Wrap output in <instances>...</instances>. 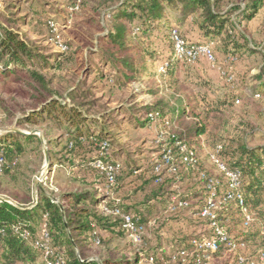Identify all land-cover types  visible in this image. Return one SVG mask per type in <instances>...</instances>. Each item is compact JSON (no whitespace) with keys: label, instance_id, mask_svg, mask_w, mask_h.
I'll use <instances>...</instances> for the list:
<instances>
[{"label":"trees","instance_id":"trees-1","mask_svg":"<svg viewBox=\"0 0 264 264\" xmlns=\"http://www.w3.org/2000/svg\"><path fill=\"white\" fill-rule=\"evenodd\" d=\"M0 2V127L13 128L0 133L4 156L0 175L15 180L27 152L43 160V141L35 129L45 141L50 174L41 188L33 183L37 169L22 175V190L0 181V264H45L42 249L33 245L43 229L49 232V245L63 256L64 264H183L185 256L173 260L172 254L184 249L188 264H245L239 261L240 255L264 264V258L260 260L264 256V130L256 136L257 126H251L246 132L249 139L230 157H224L223 145L212 152L228 169L239 173L240 191L254 215L245 225L237 200L226 198L227 179L211 161L212 153L208 165L200 157L208 125L196 103L181 96L171 102L158 88L146 90L151 97L148 103L137 101L135 94L105 98L108 91L124 90L141 80L147 74L148 60L162 55L168 63L166 74L178 83L180 59H172L174 48L169 38L176 25L188 46L214 44L231 59L260 54L263 63L252 75V89L264 97V41L257 44L259 48L251 45L240 27L242 20L258 13L263 0ZM74 14L80 17L73 24L77 41L64 40L66 50L51 51L46 45L53 35L49 21L66 24ZM158 42L161 46L154 48ZM73 55H78L79 61L62 76L63 65ZM243 97L240 86L232 84L215 102L232 106ZM111 103L114 105L109 106ZM157 118L164 131L174 136L164 134L149 156H133L126 146L123 124L145 127ZM175 142L193 149L197 161L185 162ZM165 147L173 154L175 170L171 172L156 170ZM139 151L137 148L134 155ZM98 159L118 165L110 188L103 172L92 166ZM59 169L73 180V188L53 190L57 181L50 172ZM210 178L218 181L216 219L235 247L229 249L221 243L206 258L191 253L190 242L212 231L209 218L200 215ZM174 194L177 199L172 201ZM159 197L162 211L165 209L160 215L153 206ZM103 199L108 207H119L143 223L150 237L143 235L139 244L134 243L121 216L100 208ZM123 199L133 202L127 205ZM182 218L187 222L178 228L181 234L174 232L172 238H165L163 231H170L168 225ZM17 224L28 230V238L14 230ZM123 240L126 244L121 245ZM162 241L171 244L170 252Z\"/></svg>","mask_w":264,"mask_h":264},{"label":"rangeland","instance_id":"rangeland-1","mask_svg":"<svg viewBox=\"0 0 264 264\" xmlns=\"http://www.w3.org/2000/svg\"><path fill=\"white\" fill-rule=\"evenodd\" d=\"M241 6H243V3H241ZM262 8L254 17L242 20L240 23V27H242L241 34L250 39L251 45L256 47L258 46L257 44H262L264 41V0ZM78 20H80V17L74 14L66 24L59 21L57 30L63 40L77 41L73 24ZM175 28L178 29V25ZM25 30L28 29L25 28ZM29 36L31 38L34 37L32 34H29ZM46 45L51 51H59L55 43L50 40L47 41ZM154 46V48L160 47L161 43L158 42ZM210 48L214 54L213 61L200 56L194 63L189 62L186 65L183 59H180L177 72L178 83L172 82L166 72L162 74L158 72L159 66L166 61L164 59L165 55H162L159 58L148 60L149 68L147 74L141 80L131 82L124 90L117 88L113 92L108 91L105 96V98H119L128 94H135L137 95V101L144 100L148 103L151 97L146 90L148 88H158L159 94L165 98H169L171 102H174L175 98L181 96L185 100H191L192 104L196 103L197 112H199L200 117L208 125V133L200 143V146L203 148V151L200 152V157L207 165L209 153H212L217 145H223L225 151L224 157L227 158L231 154L239 153L240 144L249 139V136L246 137V132L251 129V126H257L254 130L256 136L260 135L264 130V97L259 93H255L252 89L254 85L252 75L259 72L260 65L263 63L262 56L260 54H252L238 59H231L226 58L224 54L216 49L214 44H210ZM172 59L179 60L174 55V52ZM78 61V55L69 57V60L62 67V76H65L70 69H74ZM231 78L233 79V83H230ZM232 84L240 86L244 97L236 99L232 106L227 104L225 106H218L215 101L222 98L225 90ZM113 105L114 103H111L109 106ZM1 117L2 114L0 113V119ZM123 127L126 128L127 132V137L125 138L127 149L133 152V156H149L152 152L151 150L156 148L157 140H160L164 135V128L160 118L153 120L145 127L131 128L127 123H124ZM33 132L38 134L42 139L43 151H46L47 154L41 131L35 129ZM137 148H140L141 151L138 152L139 154L134 155ZM32 169H37L33 174L34 186L41 188L50 175L48 173V159L45 157L43 160L39 159L32 152H27L24 158L20 160L18 175L15 180L0 175V181L11 189L22 190L24 186L22 175L32 173ZM39 173L40 175L38 176ZM50 173L53 179L57 181V184L52 187L54 191H57L58 188L59 190L73 188V180L67 177L64 169L51 171ZM252 216L254 218V215ZM179 227L180 225L176 224L175 226H169L171 232L175 230V234L180 235L181 232L178 231ZM209 234L210 232L207 235ZM120 244L124 245L126 243L123 240ZM164 246L168 250L172 249L169 242H165Z\"/></svg>","mask_w":264,"mask_h":264},{"label":"built area","instance_id":"built-area-1","mask_svg":"<svg viewBox=\"0 0 264 264\" xmlns=\"http://www.w3.org/2000/svg\"><path fill=\"white\" fill-rule=\"evenodd\" d=\"M49 27L53 35L49 38L50 41L54 42L56 48L60 51H64L67 49V45L64 42L63 38L60 36L59 31L57 30V24L49 21ZM170 39L173 43L174 55L179 59H186L190 63H194L197 58L200 56H204L207 59L213 61L214 54L208 44H196L188 46L186 41L181 37L177 28H173L170 33ZM168 63L165 61L158 68L159 73H165ZM164 134L169 136H174L172 133L168 131H164ZM183 153V160L187 163H195L197 161V157L193 149L187 147L185 144L181 142H175ZM219 149V146H218ZM211 161L216 164V166L224 173L227 179L228 184V192L226 194L227 199H235L237 200L238 206L244 216V223L247 225L252 219L253 216L249 212L247 206L245 205L243 195L240 191V176L237 171H233L228 169L225 164L219 159L216 153H212L210 155ZM4 162L3 152L0 149V167ZM92 166L105 175L106 178V186L110 188L116 179V172L118 169V165H114L111 163H105L103 160L98 159L93 162ZM160 168H166L168 172L174 171L175 167L173 166V154L170 147H165L162 151L161 162L156 166V170ZM217 184L218 181L210 178L207 182V188L209 191L207 201L205 205L200 210V215L203 217H207L210 220V226L212 228L211 233L208 236L193 238L191 240L192 252H196L201 254L202 256L208 258L210 253L215 252L221 243H225L229 246V249H234L235 245L230 239L228 233L225 228L221 226L216 219L215 212V197L217 196ZM180 204H186V202L180 201ZM100 208L105 212L111 213L113 215H119L122 218L123 227L127 229L129 237L131 240L139 244L142 241V236L146 235L147 227L143 223H139L138 220H135L130 214L122 213L119 207H108L107 202L103 199L100 203ZM22 225L17 224L13 226L16 232H19L24 238H28L29 232L27 229H21ZM1 231V230H0ZM50 236L49 232L45 229L41 231L40 236L33 242V245L40 247L43 253V260L45 264H64L65 259L62 255L52 249L49 245ZM178 255L185 256L183 258V264H188L186 262V256H188L187 250H180L172 254V259L174 260ZM263 260V256L260 258ZM153 258L149 257V262H152ZM239 261L244 262L245 264H259V262L247 259L243 256H239Z\"/></svg>","mask_w":264,"mask_h":264},{"label":"crops","instance_id":"crops-1","mask_svg":"<svg viewBox=\"0 0 264 264\" xmlns=\"http://www.w3.org/2000/svg\"><path fill=\"white\" fill-rule=\"evenodd\" d=\"M263 8H261L259 11H258V13L262 10ZM256 15V14H255ZM254 15V16H255ZM253 16V17H254ZM201 151H203V148H202V146H200V152ZM128 180H125V182H127ZM35 188H37L36 186H34ZM142 197V195L140 194V193H138L137 194V199H140ZM160 199H161V197H159V199L158 200H153V206H155V208H157L158 210V215H160V214H162V212H164V210L162 211V207H161V203H160ZM177 199V196H176V194H174V195H172L171 196V200L172 201H175ZM106 200V199H105ZM123 201V203H125V204H127V205H131L132 204V202L133 201H129V200H125V199H123L122 200ZM207 201V200H206ZM196 208H199L200 206L199 205H196L195 206ZM202 208V206L200 207V209ZM157 211L156 212H153V213H157ZM162 211V212H161ZM157 215V216H158ZM185 222H187L184 218H182V220L181 221H179V222H172L170 225H174L175 226V224L176 225H180V227H184V226H186V224H185ZM170 225H168V227L170 226ZM191 225H189V227H190ZM184 230V229H183ZM175 231V230H174ZM174 231L173 232H168V230L166 229V230H164L163 232H164V236H165V238H172L173 236H172V233H174ZM146 235L148 236V237H150V232H146ZM178 234H176V236H177ZM165 242L166 241H162V244H163V246L165 245ZM164 247H166V246H164ZM169 252H170V250H168ZM263 258H264V256H263Z\"/></svg>","mask_w":264,"mask_h":264},{"label":"water","instance_id":"water-1","mask_svg":"<svg viewBox=\"0 0 264 264\" xmlns=\"http://www.w3.org/2000/svg\"><path fill=\"white\" fill-rule=\"evenodd\" d=\"M13 128H11V127H3V128H0V133H2V132H6V131H8V130H12ZM45 152V158L46 159H48L47 158V154H46V151H44ZM40 175V173L38 174V176Z\"/></svg>","mask_w":264,"mask_h":264}]
</instances>
